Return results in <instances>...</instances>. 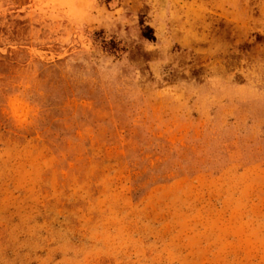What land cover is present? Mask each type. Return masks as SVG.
Wrapping results in <instances>:
<instances>
[{
    "label": "rangeland",
    "instance_id": "obj_1",
    "mask_svg": "<svg viewBox=\"0 0 264 264\" xmlns=\"http://www.w3.org/2000/svg\"><path fill=\"white\" fill-rule=\"evenodd\" d=\"M0 264H264V0H0Z\"/></svg>",
    "mask_w": 264,
    "mask_h": 264
}]
</instances>
